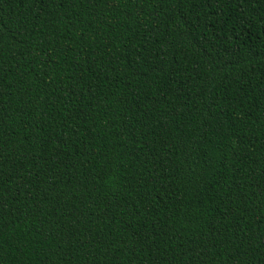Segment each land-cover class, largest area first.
<instances>
[{
    "label": "trees",
    "instance_id": "obj_1",
    "mask_svg": "<svg viewBox=\"0 0 264 264\" xmlns=\"http://www.w3.org/2000/svg\"><path fill=\"white\" fill-rule=\"evenodd\" d=\"M0 264H264V0H0Z\"/></svg>",
    "mask_w": 264,
    "mask_h": 264
}]
</instances>
